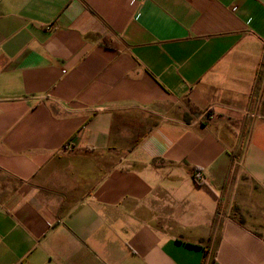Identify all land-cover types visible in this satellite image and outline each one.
<instances>
[{
    "label": "crops",
    "instance_id": "crops-1",
    "mask_svg": "<svg viewBox=\"0 0 264 264\" xmlns=\"http://www.w3.org/2000/svg\"><path fill=\"white\" fill-rule=\"evenodd\" d=\"M0 264H264V0H0Z\"/></svg>",
    "mask_w": 264,
    "mask_h": 264
},
{
    "label": "built area",
    "instance_id": "built-area-1",
    "mask_svg": "<svg viewBox=\"0 0 264 264\" xmlns=\"http://www.w3.org/2000/svg\"><path fill=\"white\" fill-rule=\"evenodd\" d=\"M196 179H197L198 181H200V180L202 179V175H201L200 173H198Z\"/></svg>",
    "mask_w": 264,
    "mask_h": 264
}]
</instances>
